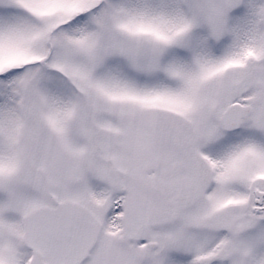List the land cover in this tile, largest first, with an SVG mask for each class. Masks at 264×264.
I'll return each instance as SVG.
<instances>
[{
  "label": "snow or ice",
  "instance_id": "6c2138e0",
  "mask_svg": "<svg viewBox=\"0 0 264 264\" xmlns=\"http://www.w3.org/2000/svg\"><path fill=\"white\" fill-rule=\"evenodd\" d=\"M0 264H264V0H0Z\"/></svg>",
  "mask_w": 264,
  "mask_h": 264
}]
</instances>
